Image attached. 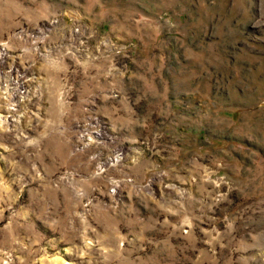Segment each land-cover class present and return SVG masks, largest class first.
<instances>
[{
    "label": "rangeland",
    "instance_id": "obj_1",
    "mask_svg": "<svg viewBox=\"0 0 264 264\" xmlns=\"http://www.w3.org/2000/svg\"><path fill=\"white\" fill-rule=\"evenodd\" d=\"M0 264H264V0H0Z\"/></svg>",
    "mask_w": 264,
    "mask_h": 264
}]
</instances>
